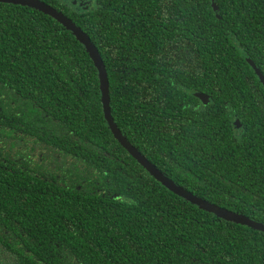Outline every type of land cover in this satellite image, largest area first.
Segmentation results:
<instances>
[{
	"label": "trees",
	"instance_id": "obj_1",
	"mask_svg": "<svg viewBox=\"0 0 264 264\" xmlns=\"http://www.w3.org/2000/svg\"><path fill=\"white\" fill-rule=\"evenodd\" d=\"M43 1L98 47L130 141L264 222V84L249 62L264 73V0ZM0 246L17 264H264V232L175 194L115 137L71 30L1 2Z\"/></svg>",
	"mask_w": 264,
	"mask_h": 264
},
{
	"label": "water",
	"instance_id": "obj_2",
	"mask_svg": "<svg viewBox=\"0 0 264 264\" xmlns=\"http://www.w3.org/2000/svg\"><path fill=\"white\" fill-rule=\"evenodd\" d=\"M0 2L23 5L40 10L43 13L52 16L61 24H63L67 29L73 32L77 39L86 47L99 71L104 113L113 134L120 141V143L149 171L151 175H153L158 181L169 188L172 192L187 199L189 202L197 205L201 209L214 213L221 219L246 225L253 229L264 232V222L214 204L204 199L203 197L194 194L192 191H189L185 187L177 184L173 179L168 177L161 169H159L153 162H151L146 157V155H144L140 151V149L128 139V137L122 132V130L116 123L112 114L110 79L101 52L99 51L96 44L92 41L91 37L79 25H77L74 20L43 0H0ZM213 5L214 8L217 9V5L215 3ZM249 62L252 64L264 84V73L253 60L249 59ZM196 96L202 99L205 104L209 102L210 97L207 93L197 92ZM237 123H239V121H237Z\"/></svg>",
	"mask_w": 264,
	"mask_h": 264
},
{
	"label": "flooded vegetation",
	"instance_id": "obj_3",
	"mask_svg": "<svg viewBox=\"0 0 264 264\" xmlns=\"http://www.w3.org/2000/svg\"><path fill=\"white\" fill-rule=\"evenodd\" d=\"M70 1H71V3L73 1V4H72L73 7L80 5V3H83L85 5V3L87 2L85 0H70ZM85 7H87V5ZM5 254L6 253H4L3 248L0 246V264H17V263L12 261L13 258H11V256H7Z\"/></svg>",
	"mask_w": 264,
	"mask_h": 264
}]
</instances>
